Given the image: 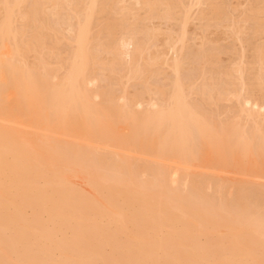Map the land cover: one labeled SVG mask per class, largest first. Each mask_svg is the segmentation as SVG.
Listing matches in <instances>:
<instances>
[{"label":"bare ground","instance_id":"obj_1","mask_svg":"<svg viewBox=\"0 0 264 264\" xmlns=\"http://www.w3.org/2000/svg\"><path fill=\"white\" fill-rule=\"evenodd\" d=\"M0 264H264V0H0Z\"/></svg>","mask_w":264,"mask_h":264},{"label":"rangeland","instance_id":"obj_2","mask_svg":"<svg viewBox=\"0 0 264 264\" xmlns=\"http://www.w3.org/2000/svg\"><path fill=\"white\" fill-rule=\"evenodd\" d=\"M174 29H177L178 27L177 26H175V25H173L172 26ZM163 28H166V26H163ZM197 32V33H196ZM199 27H198V25H196V24H192V22L188 25V33H190V35H189V40L187 41V46H188V48L190 47V49L191 50H189L188 49V51H187V55H188V59H187V63L184 65V68L181 70V72H180V76L182 77V78H186V79H193V78H195L196 77V75H197V70L195 69V64H196V62H195V58H194V54H195V52L196 51H198L199 50V45H197V40H194L193 39V37L194 36H196L197 34H199ZM193 39V40H192ZM190 40H192V41H190ZM195 42V43H194ZM222 42H224V43H222ZM62 43V44H61ZM60 44L62 45V46H60V44H59V48H61L60 49V51H61V53H64L65 54V52L67 51V47H66V44L64 45V43H65V41H63V42H61ZM220 43H222V44H225V41H221ZM193 44V45H192ZM190 45V46H189ZM152 49H153V51H154V48L153 47H151L150 48V50L152 51ZM65 51V52H64ZM191 52V53H190ZM226 56L227 55H225V54H223L222 55V58L224 59L223 61H222V64H226L227 63V60H226ZM193 60V61H192ZM224 62V63H223ZM188 66H189V68H188ZM192 70V71H191ZM185 74V75H184ZM195 74V75H194ZM174 77V74L169 70V69H166V67H164V70H163V72L161 73V74H159V75H157V76H154V77H152L150 80H151V83L152 84H154V83H156L158 80V82L156 83V84H158V85H161L162 86V84H163V86L165 85L166 86V84H168L169 83V80L170 79H172ZM105 79V80H104ZM104 79H102V81H100L99 83H98V85H105V82H107V79L106 78H104ZM165 82V83H164ZM115 88V90L117 91L118 90V88H119V86L117 85V86H114ZM135 89H137L136 88V86H134L132 83H128L127 84V90H128V92L129 93H132V92H134L135 91ZM118 92V91H117ZM233 105V103L232 102H229V101H225V102H221L220 104H219V108L221 109V108H226V107H231ZM213 107V106H212ZM44 259V258H43ZM42 259V260H43Z\"/></svg>","mask_w":264,"mask_h":264}]
</instances>
